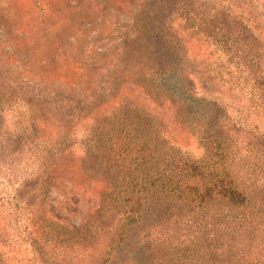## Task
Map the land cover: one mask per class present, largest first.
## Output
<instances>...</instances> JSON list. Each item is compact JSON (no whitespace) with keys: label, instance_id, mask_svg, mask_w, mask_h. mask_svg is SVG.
<instances>
[{"label":"trees","instance_id":"trees-1","mask_svg":"<svg viewBox=\"0 0 264 264\" xmlns=\"http://www.w3.org/2000/svg\"><path fill=\"white\" fill-rule=\"evenodd\" d=\"M228 1L231 22L245 24V43L253 41L248 49L241 48L233 31L225 32L223 25L212 22L214 18L202 22L188 14L173 22L163 15L161 2L160 16L152 18L158 12L142 11L133 18L107 82L134 79L158 104L170 102L180 123L199 136L205 148L200 158L177 147L161 119L131 90L123 88L117 96L102 88L92 101L83 100L86 111L74 108L70 100L53 109L50 100L30 97L32 108L18 113L11 132L31 134V171L14 188L9 178L6 189L23 203L28 186L34 188L32 229L37 244L28 252L31 259L21 264H264L257 252V243L264 240V199L257 198L264 197V130L257 122H245L244 130L255 141L245 152L239 141H227L228 132L223 127L216 132L211 124L219 110L192 92V81L182 68L188 56L195 60L197 51L211 47L218 55L206 54L210 58L204 63L215 60L225 65L229 58H240L232 75L241 76L237 86L246 110L264 120V83L260 82L264 76L258 75L264 72V17L254 13V7L264 11V0ZM3 21L7 29L10 12L0 0ZM255 68L263 71L248 72ZM6 89L1 100L9 99L7 93L13 90ZM45 108L60 117L58 126L54 118L42 114ZM80 120L86 128L77 134L71 129ZM68 153L84 166L97 164L101 176L115 179L100 209L89 212L80 227L67 217L74 213L70 201L51 198V176ZM105 226L106 241L90 250ZM142 227L148 232L140 238ZM0 264L20 263L6 262L0 248Z\"/></svg>","mask_w":264,"mask_h":264},{"label":"rangeland","instance_id":"rangeland-1","mask_svg":"<svg viewBox=\"0 0 264 264\" xmlns=\"http://www.w3.org/2000/svg\"><path fill=\"white\" fill-rule=\"evenodd\" d=\"M1 1L10 12V21H7V29H4L6 21L0 23V248L6 262L21 264L31 259L28 252L34 243L37 244V233L35 235L32 229L34 188L28 186L26 198L23 196L21 199L23 203L13 199L14 196H10L6 189L9 188V178L13 182L10 188H14L24 176H28L25 175L27 171H31V134L11 132L18 113L32 108L28 104L30 97L50 100L54 103L51 105L53 109L70 100L74 108L83 107L86 111L83 100L92 101V97L99 95L102 88L107 90V94L117 96L123 92V88L131 90L161 119L167 135L177 147L200 158L205 154V148L199 143V136L197 138L180 123L176 108L170 102L158 104L134 79L108 85L109 74L115 72L112 68L121 51L120 44L126 38L136 14L142 11L146 14L158 12L161 2L163 15L173 22L178 23V19L186 18L188 14L202 22L203 19L214 18L212 22L223 25L225 32L231 30L234 37H239L241 48L248 49L253 41L245 43L248 38L245 24L237 20L231 22L228 0H109L108 4H100L99 0ZM160 12L152 18H156ZM254 13L255 16L264 17L260 7H254ZM212 51H215L213 47L207 51H197L198 55L192 61L188 56L182 67L183 72L192 81V92L206 98L215 110H219L212 119L213 129L218 132L223 127L222 130L229 135L227 141H239L243 152L251 150L255 141L247 135L250 133L248 129L244 130V124L247 120L257 122L264 130V120H257L253 111L246 110L244 94L237 86L238 77L241 76L232 75L236 71L233 66L240 64L241 59L229 58L225 65L215 63V60L204 63L209 57L206 54L218 55V51ZM255 60L262 63L261 57ZM246 70L247 67H244L243 72ZM262 71V68H255L248 72L254 75ZM258 75L263 78L264 72ZM260 82L263 84L264 79ZM6 86L13 90L11 95L7 93L9 99L1 100L2 94L7 92ZM49 108H45L42 114L54 118L58 126L60 117L53 116ZM84 123L80 120V126L69 129L80 134L86 128ZM262 155L257 156L260 158ZM55 170L51 176V198L58 202L69 200L70 210L74 213H68L67 217L75 227H80L89 212L95 213L100 209L103 197L111 191L115 179L101 176L103 171L97 164L84 166L72 153L57 162ZM257 198L264 199L263 196ZM156 223L158 230H162L160 220ZM103 230L101 238H96L89 245L90 250L101 247L106 241L108 227H103ZM147 232L148 228L142 227L140 238ZM257 244V252L264 258V240ZM140 264H144L143 261Z\"/></svg>","mask_w":264,"mask_h":264}]
</instances>
